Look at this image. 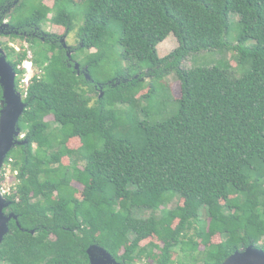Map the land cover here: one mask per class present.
I'll use <instances>...</instances> for the list:
<instances>
[{
	"label": "trees",
	"instance_id": "16d2710c",
	"mask_svg": "<svg viewBox=\"0 0 264 264\" xmlns=\"http://www.w3.org/2000/svg\"><path fill=\"white\" fill-rule=\"evenodd\" d=\"M14 3L0 0V23L8 20L9 36L29 43L37 70L19 122L28 143L10 151L2 170L1 184L6 165L17 170L5 196L20 226L11 220L1 264H89L92 244L123 264H176L179 249L188 257L182 264H221L242 247L264 249V0H55L16 23L12 13L26 5ZM232 13L242 26L237 43L229 41ZM78 20L73 49L95 50L76 68L43 26L69 33ZM170 34L179 45L160 57ZM0 45L20 90L28 50ZM223 50L236 53L242 76L219 64L183 65ZM131 61L149 63L156 78L141 95L145 72L119 68ZM102 63L117 64L114 76ZM100 69L107 81L95 78ZM171 73L181 81L177 110L164 121L141 119L157 95L155 80ZM97 86L103 94L92 104ZM176 198L182 202L170 208Z\"/></svg>",
	"mask_w": 264,
	"mask_h": 264
},
{
	"label": "rangeland",
	"instance_id": "374dc122",
	"mask_svg": "<svg viewBox=\"0 0 264 264\" xmlns=\"http://www.w3.org/2000/svg\"><path fill=\"white\" fill-rule=\"evenodd\" d=\"M22 1V0H21ZM40 2L46 4L47 6L52 7L55 4V0H25V9L21 13V15L17 13H12L11 19L13 22H18L21 18H25L31 14V12L34 10L36 6L40 4ZM13 8V7H12ZM19 15V16H18ZM238 15L232 13L230 14V23H231V32L229 34V41L232 43H237L238 42V35L240 33V30L242 26L240 25V22L238 21ZM4 22H8V20H4ZM81 24V20H78L75 22V29H73L71 32L67 33L66 29L62 26H56L54 24L46 23L43 26V30L47 31L49 34L53 35H58L60 38V41L63 45L62 39H65V43L68 45L67 49V54H68V49L70 51H73L72 54V59L74 62H79L81 65H85L87 60L90 59V56L95 49H88L85 51H80V50H74L73 47H77L79 45V39L77 37V30L78 27ZM0 42L4 44H9L10 46L14 47H24L26 50H31L29 43L26 40H23L20 37H11L9 34H3L0 36ZM251 42H247V46L250 45ZM179 45L178 39L174 34H170L165 40H163L157 47L158 55L160 57H165L168 54H170L172 51H174ZM64 46V45H63ZM117 51L120 52L121 50L117 46ZM32 52V50H31ZM32 57H33V52H32ZM236 53L233 51H216V52H203L199 54H195L192 57H189L187 60L183 61V65L185 67H191L194 65H203V66H212V65H221L222 68L227 69L233 73H235L236 76H242L245 71L247 70L246 68L240 69L238 66V61L236 59ZM35 66V65H34ZM102 69L106 68V72L109 71L111 73V76H114V72L116 69H118L117 64L113 63H102L101 66ZM119 68L123 70L125 74H133L135 76H138L139 71L141 69L145 72L147 76L143 78V83L144 89L143 91L139 94L141 95L142 93H146L150 86V81L153 79H156L154 77H151V75L148 74L150 71V64L149 63H138L137 61H131L129 63L123 62L119 65ZM37 70V69H36ZM103 70H98V71H93L95 78L104 82L107 81L110 78V73L108 75H105V73L102 72ZM24 75H22L23 78ZM156 86H157V95L154 98V101L152 104L147 107V113L149 114L148 116H143L140 115L141 119L148 118L151 122H159V121H164L177 110V104L174 103L175 98H180L182 95V88H181V81L180 79L176 76L175 73H171L164 78L155 80ZM27 88V86H25ZM97 92L95 91H89V94L92 99V104H96L99 97V94H103V90L100 86H97L95 88ZM23 92V90H22ZM25 97V96H24ZM1 103V101H0ZM49 121H53L54 117L53 116H48L46 118ZM53 126L52 128H56V124L52 122ZM23 137V134H21V138ZM59 149V146H54L51 151H57ZM64 163L67 164L68 160L67 157L63 159ZM5 173H4V181L1 184L2 188L7 191L6 194L12 193L13 188L16 187L18 183V178H17V170H14L12 168L11 164H8L5 166ZM74 185L79 188H83L82 185H80L77 182H74ZM181 203L182 201L178 198L173 199L169 207H174L177 203ZM159 212V211H158ZM141 215L143 216H148L150 214L149 211H142L140 212ZM203 216H205V212L203 213ZM190 236H194L195 240H199V237L195 236V230H190L189 231ZM150 239H155V238H150ZM150 239L146 240L143 242V244H146L150 241ZM222 240V237L220 235H215L212 239L213 242L219 243ZM203 248V247H202ZM178 257L176 264H182L183 262L188 260V257H186V252L183 251L182 249L178 250ZM157 253L160 251L157 250ZM175 254V253H174ZM198 257H202L203 255L197 254ZM177 256V255H175ZM137 264H156L154 261L151 260H145L143 262H139ZM198 264H202L201 261L198 262Z\"/></svg>",
	"mask_w": 264,
	"mask_h": 264
},
{
	"label": "water",
	"instance_id": "95a60500",
	"mask_svg": "<svg viewBox=\"0 0 264 264\" xmlns=\"http://www.w3.org/2000/svg\"><path fill=\"white\" fill-rule=\"evenodd\" d=\"M21 0H15L14 6ZM13 8H10L11 12ZM8 22L0 24V36L9 34L11 30ZM64 47L68 48L65 39H62ZM73 51L68 49V57L72 59ZM75 67L79 68V63L75 62ZM17 71L11 62L8 61L5 49L0 45V85L2 87L3 98L0 103V247L5 236L9 233L11 220H16L20 226L19 216L14 212L8 213L6 210L12 205V201L7 199L2 191L1 178L6 157L10 151L28 143V140L21 138L20 118L27 107L23 94L17 89ZM87 77H90L87 74ZM102 95V94H101ZM21 138V139H20ZM34 233L35 230H32ZM89 264H123L104 247L92 244L87 249ZM1 258V249H0ZM1 264V263H0ZM221 264H264V249L249 245L242 247L228 256Z\"/></svg>",
	"mask_w": 264,
	"mask_h": 264
},
{
	"label": "built area",
	"instance_id": "2783aa9c",
	"mask_svg": "<svg viewBox=\"0 0 264 264\" xmlns=\"http://www.w3.org/2000/svg\"><path fill=\"white\" fill-rule=\"evenodd\" d=\"M15 47V46H14ZM22 48V47H21ZM21 48L19 47H16V50H20ZM32 52L31 50H28V56L25 60H23V62L19 65V68L21 69H24V76L23 78L20 79V91L22 92V90L24 91V93L22 92L23 94V97L24 95L27 94V88L32 80V77L34 76L35 74V70H36V67L34 66V63H33V59H32ZM27 86V88L25 87ZM2 191L4 194L7 193V191H5L3 188H2Z\"/></svg>",
	"mask_w": 264,
	"mask_h": 264
},
{
	"label": "flooded vegetation",
	"instance_id": "af4514ba",
	"mask_svg": "<svg viewBox=\"0 0 264 264\" xmlns=\"http://www.w3.org/2000/svg\"><path fill=\"white\" fill-rule=\"evenodd\" d=\"M0 24H3V22H2V23H0ZM8 213H10V212H8Z\"/></svg>",
	"mask_w": 264,
	"mask_h": 264
},
{
	"label": "clouds",
	"instance_id": "9594fccd",
	"mask_svg": "<svg viewBox=\"0 0 264 264\" xmlns=\"http://www.w3.org/2000/svg\"><path fill=\"white\" fill-rule=\"evenodd\" d=\"M24 136V135H23ZM23 138V137H22Z\"/></svg>",
	"mask_w": 264,
	"mask_h": 264
}]
</instances>
